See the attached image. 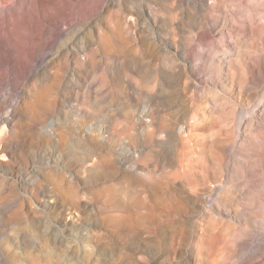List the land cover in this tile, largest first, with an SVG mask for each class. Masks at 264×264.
I'll return each instance as SVG.
<instances>
[{"label": "rangeland", "instance_id": "rangeland-1", "mask_svg": "<svg viewBox=\"0 0 264 264\" xmlns=\"http://www.w3.org/2000/svg\"><path fill=\"white\" fill-rule=\"evenodd\" d=\"M38 1L0 28V264H264V0Z\"/></svg>", "mask_w": 264, "mask_h": 264}, {"label": "bare ground", "instance_id": "bare-ground-1", "mask_svg": "<svg viewBox=\"0 0 264 264\" xmlns=\"http://www.w3.org/2000/svg\"><path fill=\"white\" fill-rule=\"evenodd\" d=\"M89 1L90 0H82L81 4L82 5L83 4L84 5H88L89 4ZM94 1H95L96 5H98L99 2H102L101 0H94ZM16 3H17V0H13V1L12 0H5V1L4 0H0V28L3 27V28H7L9 30H12L11 28L12 27H16V26H20L23 29H27V28H29V27L32 26V23L30 21V18L28 16H23L22 12L18 11V6L16 5ZM67 3H68L69 6H71V4H73L72 0H67ZM35 10H38V12H42V13H44L46 11H49V0H39ZM70 17H72L71 16V10L69 12H63V13H61L58 16H55V17L50 18L49 24L56 26L61 20L68 19ZM44 26H45V29H46V32L44 33V35L46 33L50 34L53 31L52 30L53 29L52 26L48 27L46 22H45ZM41 35H38V37H40ZM24 38L27 39V36H24ZM88 40H89V38H88ZM87 46H88V44H87ZM85 48H86V46H85ZM0 79H1V69H0ZM8 123L9 122L7 121V123H4L3 124L4 127L0 128V138H1V141L2 140H7L9 138H12V136H15V133H14L15 132L14 131L15 129L13 127L10 128V130H11L10 133L11 134L9 133L10 135L9 136L8 135L6 136V133L8 131V129H7L8 128L7 127V124ZM244 144H245L246 148L248 150H250V152L251 151L254 152V153L258 152V153H261L262 155H264V131H259V132H256L253 135L248 136L246 138ZM242 147L244 149V146H242ZM250 152H249V154L247 153V155H244L248 159L251 158V156H250L251 153ZM252 155H253V153H252ZM221 253L224 254L223 252H221Z\"/></svg>", "mask_w": 264, "mask_h": 264}]
</instances>
